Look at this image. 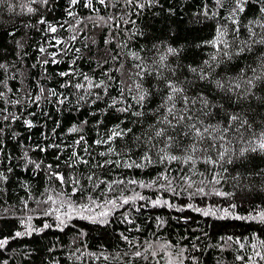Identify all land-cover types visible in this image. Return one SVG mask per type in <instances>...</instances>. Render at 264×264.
Instances as JSON below:
<instances>
[{"label":"trees","instance_id":"1","mask_svg":"<svg viewBox=\"0 0 264 264\" xmlns=\"http://www.w3.org/2000/svg\"><path fill=\"white\" fill-rule=\"evenodd\" d=\"M237 2L0 3V264H264V0Z\"/></svg>","mask_w":264,"mask_h":264},{"label":"snow or ice","instance_id":"2","mask_svg":"<svg viewBox=\"0 0 264 264\" xmlns=\"http://www.w3.org/2000/svg\"><path fill=\"white\" fill-rule=\"evenodd\" d=\"M76 2H77V0H72V3H73V4H75ZM99 2H100V3H104V0H99ZM243 2H244V0H238V2H237V10H238V11H243V8L241 7V5H242ZM0 3H4V0H0ZM86 6H91V0H89L88 5H86ZM9 10L11 11V7L9 8ZM28 11L31 12V11H33V9L29 8ZM261 11H264V9H261ZM70 14H71V13H70ZM50 31L55 32V31H56V28L50 26ZM56 43H57V44H60L61 41L57 40ZM261 43H264V40H261ZM43 51H44V49H41V52H43ZM169 51H174V50L170 49ZM45 63H47V61H45ZM53 63H55V61H53ZM60 75H61V76H65V75H68V73H60ZM85 79L87 80L88 78L85 77ZM249 83H251V81H249ZM95 86H96V87H99V85H95ZM76 87L79 89V88L82 87V85L77 84ZM42 91H43V90H42ZM179 91H181V90H180V89L173 88V94H175L176 92H179ZM52 94L55 95L54 92H53ZM37 99H39V97H37ZM141 99H143V97H141ZM171 99H172V96L169 97V100H171ZM61 102H62V101H61ZM169 111L171 112V109H169ZM178 119H183V118L181 117V118H178ZM232 119H233V120H237L238 117L233 116ZM26 123H28L29 126H31L30 122H26ZM193 127H195V126H193ZM70 131H77V129L73 128V129H70ZM195 131H196V135L199 136V135L201 134V133H200V129L196 128ZM118 135H121V133L116 132V131H113L112 136L109 137V139H112L113 137L118 136ZM162 135H164L163 130L156 132V136L159 137V136H162ZM81 140H83V137H81ZM77 143H80V141H77ZM96 143H101V141H97ZM258 147H259L260 149H264V140H262V141L259 143ZM101 155H104V153H101ZM73 156H76V153H75V152L73 153ZM170 159H172V160H176V159H178V157H176V156H171ZM189 159H190V158H189ZM82 162H83V163H87V161H82ZM137 166H139V165H137ZM37 167H39V165H37ZM53 175H54L57 179H59L61 182H64V177H63L62 175H59V174H56V173H53ZM89 179H91V177H89ZM77 183H78V181H77ZM132 183H135V181H132ZM217 183H218V181H217ZM200 191H203V189H200ZM217 195H221V193H217ZM51 199H52V198L49 197V201H51ZM141 199H142V197H141ZM109 203H112L113 205H115L116 202H115V201H110ZM123 203H124V204L129 203V199H124V200H123ZM154 203H158V201H157V202H154ZM101 215H102V216H107L108 213H101ZM204 215H209V212H204ZM259 218H260L262 221H264V212H262V213L259 214ZM62 223H63V221H62ZM45 227H49V225L46 224ZM21 235H22V233H20V232H17V233H16V236H21ZM229 239H231V237H230ZM7 242H8L7 240H0V247H3L5 244H7ZM136 255H140V253H136ZM257 255H259V253H257Z\"/></svg>","mask_w":264,"mask_h":264},{"label":"rangeland","instance_id":"3","mask_svg":"<svg viewBox=\"0 0 264 264\" xmlns=\"http://www.w3.org/2000/svg\"><path fill=\"white\" fill-rule=\"evenodd\" d=\"M111 204L112 203L92 204L86 207H81V206L66 203L64 205L62 204V206L60 207L61 209L55 210L54 213L58 214V212L63 210L64 213L61 214V216H64L65 218H68L69 216L76 215V214H82L84 216L94 218L101 213L107 212L109 208L111 207Z\"/></svg>","mask_w":264,"mask_h":264}]
</instances>
